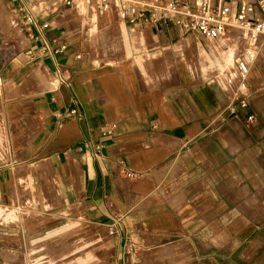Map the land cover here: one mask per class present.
I'll list each match as a JSON object with an SVG mask.
<instances>
[{"label": "crops", "instance_id": "obj_1", "mask_svg": "<svg viewBox=\"0 0 264 264\" xmlns=\"http://www.w3.org/2000/svg\"><path fill=\"white\" fill-rule=\"evenodd\" d=\"M49 1L0 0V203L31 169L35 210L99 229L104 264H154L175 246L182 264H221L223 250L226 264H256V250L264 264V195L252 192L264 189V62L239 97L216 39L113 15L96 61L72 28L82 0L65 14ZM26 11L52 22L39 39Z\"/></svg>", "mask_w": 264, "mask_h": 264}, {"label": "rangeland", "instance_id": "obj_2", "mask_svg": "<svg viewBox=\"0 0 264 264\" xmlns=\"http://www.w3.org/2000/svg\"><path fill=\"white\" fill-rule=\"evenodd\" d=\"M78 5V11H70L72 28L84 26V30L81 28L82 33H79L82 35V48L91 51L96 61H104L100 52L106 47H103L106 40L118 32V26L112 14L100 13L85 0ZM77 21H80L79 24ZM131 33L134 35L136 30ZM216 40L215 46L220 47L224 53V82L236 95L245 96L248 91L247 84L259 81V75L254 71L257 65L261 66L264 62V38L253 42L242 41L238 34L227 31L225 37ZM238 60L246 62L245 75H242L236 66ZM148 65L152 67L153 63ZM246 123H241L244 129H247ZM32 171L16 169L12 183L15 198L9 204L0 203V264H104L105 251L101 247L103 235L99 229L87 225L82 220L63 221L49 215L44 217L35 210L34 201L39 192L38 186L33 184ZM167 171L164 169L159 175L163 176ZM46 189L49 195L53 194L49 185ZM252 190L256 198L261 199L264 195V189L260 186H253ZM263 210L264 205L261 202L256 203L255 212L260 217L264 215ZM228 252L223 250L218 253L217 258L221 264H226ZM253 257L256 264H262V252L256 250ZM152 260L154 264H180L183 254L178 246L161 248L152 254L149 261L152 263Z\"/></svg>", "mask_w": 264, "mask_h": 264}, {"label": "built area", "instance_id": "obj_3", "mask_svg": "<svg viewBox=\"0 0 264 264\" xmlns=\"http://www.w3.org/2000/svg\"><path fill=\"white\" fill-rule=\"evenodd\" d=\"M20 4L22 0H9ZM100 13H110L127 25L173 24L186 32H196L207 39L225 37L228 29L238 33L242 41L264 38V0H85ZM67 13L74 0H50L47 3ZM28 35L36 40L41 32L52 27V22L40 20L28 11L22 17ZM56 24V23H55ZM57 25V24H56ZM68 44L61 43L54 52H62ZM81 55L77 54L76 58ZM239 67L243 68L240 63ZM245 72V71H244ZM111 127H114L112 125ZM127 176L133 173L127 172Z\"/></svg>", "mask_w": 264, "mask_h": 264}, {"label": "bare ground", "instance_id": "obj_4", "mask_svg": "<svg viewBox=\"0 0 264 264\" xmlns=\"http://www.w3.org/2000/svg\"><path fill=\"white\" fill-rule=\"evenodd\" d=\"M1 4V3H0ZM1 10V9H0ZM9 14V13H8ZM10 16V15H9ZM3 17V16H2ZM5 17H6V15H5ZM8 19V18H7ZM238 63H240L242 66V68H243V70H241L240 69V67H239V64H236V66H237V68L240 70V72H241V74L242 75H245L246 73H247V67H246V65H245V63L242 61V62H240L239 60H238ZM245 71V72H244ZM228 75V74H227ZM240 84H242V83H240Z\"/></svg>", "mask_w": 264, "mask_h": 264}]
</instances>
